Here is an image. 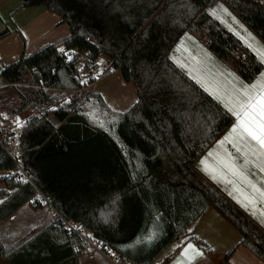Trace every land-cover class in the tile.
<instances>
[{
	"label": "trees",
	"instance_id": "trees-1",
	"mask_svg": "<svg viewBox=\"0 0 264 264\" xmlns=\"http://www.w3.org/2000/svg\"><path fill=\"white\" fill-rule=\"evenodd\" d=\"M219 2L264 44V2L259 0H24L26 9L46 7L59 16L70 34L0 72L15 84L29 69L37 68L45 86L52 88H39L24 99L22 111H46L26 120L20 135L21 156L13 159L0 145V172L22 169L29 177L17 181L13 175L4 180L7 190L0 191V197L7 198L0 203V224L40 191L60 215L82 232L93 234L102 248L115 251L120 264H153L214 209L242 236L226 263L239 246L264 263V229L196 169L197 161L233 124L234 117L170 58L189 32L245 82L257 79L264 64L207 12ZM7 35L8 31L3 32L0 39ZM59 47L87 54V68L106 55L112 60L111 71L120 72L135 86L137 102L125 113L114 112L99 94L88 93L100 102L120 144L91 129L74 109L75 99L48 109L64 100L50 91L82 87L76 68L81 58L69 61L68 55H59ZM97 69L94 64L93 70ZM35 82L40 83V78ZM50 115L60 125L53 124ZM113 151L114 161L107 154ZM82 166L86 173L81 172ZM40 168L48 171L50 183ZM88 175L97 176L107 193L95 192L104 197L88 205L84 198L75 200V210L65 212L69 190ZM8 189L13 191L9 194ZM80 189L94 187L83 184ZM75 193L81 197L79 191ZM59 223L19 247L0 241V258L12 264H80L88 247L76 234L60 229ZM153 230L159 232L153 241L138 244ZM75 246L80 250L75 251Z\"/></svg>",
	"mask_w": 264,
	"mask_h": 264
},
{
	"label": "crops",
	"instance_id": "crops-1",
	"mask_svg": "<svg viewBox=\"0 0 264 264\" xmlns=\"http://www.w3.org/2000/svg\"><path fill=\"white\" fill-rule=\"evenodd\" d=\"M23 3L24 0H0V34L8 31V35L0 39V72L22 57L28 58L70 34V28L62 24L59 16L48 11L46 7L26 9ZM221 5L224 6L219 2L207 8V12L230 29L219 17L221 10L232 20ZM247 29L244 32H235L231 29L230 31L264 64V44ZM170 58L234 117L233 124L197 161L196 169L264 229V70L253 83L245 82L189 32L181 37L171 51ZM101 59L109 61V58L101 55L95 62L98 66L97 71L102 70L101 79L121 75L120 72L111 71L112 60L107 66H102ZM108 71L111 73L105 75ZM94 83L88 86V92L99 94L114 112L125 113L137 102L135 86L127 83L123 77L122 80L119 79V90L114 96H110L108 92L91 91ZM9 85V82L0 75V91ZM11 177L9 172H0L2 186L0 191L7 190L4 180ZM218 182H228L236 190L231 191L226 184L224 187ZM8 191L11 193L13 190ZM6 198L1 196L0 203ZM36 199H31L0 224V241L5 246L19 247L54 223L49 217V215L52 217V208L49 206L50 210L46 212L47 219H42L44 208L37 206ZM188 233L161 255L162 257L168 250L172 251L165 257L163 264H195L196 259L186 254L189 252L186 250L190 243L197 244L195 239L210 244L213 252L219 255H227L242 239L241 234L214 209L209 210L199 223L192 225ZM240 249L249 251L244 246H239L236 251ZM197 255L202 256L200 252H197ZM247 255L251 262L264 264L250 251ZM161 257L153 264H158L157 261H160ZM0 264L12 263L0 258ZM80 264L120 263L118 254L109 247H104L102 251L88 248L80 256Z\"/></svg>",
	"mask_w": 264,
	"mask_h": 264
},
{
	"label": "rangeland",
	"instance_id": "rangeland-1",
	"mask_svg": "<svg viewBox=\"0 0 264 264\" xmlns=\"http://www.w3.org/2000/svg\"><path fill=\"white\" fill-rule=\"evenodd\" d=\"M259 1L264 2V0H259ZM221 6H220V8H221ZM222 8L226 9L225 12L227 14H230L232 20L228 19L226 17L225 13H223L220 9H218V10H220V16L219 17H221L223 22L227 25V27H229L231 29V31L244 32V30L247 29V27H245V25L235 16V14L231 10H229L225 5L222 6ZM249 32H251V31H249ZM60 49H62V47H59L58 50H60ZM108 62H110V59H109V61H107L106 59H101V61H100L102 66H107ZM85 63L86 62H83L80 66L82 67ZM90 68H91V66H89L88 68L86 67V69L83 71V74H85L86 77H80L81 81L84 83V85L89 86L95 82L91 86L92 87L91 91H96L98 93L108 92V94L110 96H114L115 92L117 93V91L119 90L118 85H119V79L122 80L121 75L117 74V75L112 76L109 79L104 78V77H103L104 79H101L100 74L102 73V70L90 71L89 70ZM36 84L37 83L35 82V80H33V78H31L30 75L26 72L23 75L22 79L18 83L10 84L8 88L4 89L3 91H0V135L7 133L10 136V138H12L14 140L16 138V136L18 135V130H20L21 128L22 129L24 128L27 119L33 117L36 113H38L40 115H43L45 113L46 110H43L41 112H39L35 109H28L26 111H22V107L24 105V99L31 97L33 92L35 90L39 89ZM47 90H52V88L47 89ZM50 92H54L56 97H59V98L64 97V100L56 106H49L48 107L49 110L57 109V108H59L61 103L66 104L70 100L74 99V95H73L72 91H70V90L69 91L68 90L67 91L55 90V91H50ZM34 111H36V112H34ZM49 119L56 126L60 125V123L54 117V115H50ZM109 122H113V121L110 120ZM110 128H111V131L107 135L114 138V136H116V129L111 127V126H110ZM83 146H81V147H83ZM80 148H77L76 150H79ZM100 149H101V147H100ZM83 151L86 152V150H83ZM80 153H82V151ZM107 154H108V156H110L112 158L111 160L114 161L116 159V156H115L116 154L114 151L112 153H107ZM127 159H128V161H130L131 157H128ZM79 163L84 165L82 163V160H79ZM45 166L46 165H41V168H43ZM84 166H82L81 172L86 173L85 171H88V170H85ZM41 168L38 171L40 173H42V176H44L45 179L47 180V182L50 183V174L48 173V171H42L41 172ZM43 173L45 175H43ZM10 174L12 176L15 175L18 180H22V181H28L29 180V177L27 176V174L25 172H23V170L22 171L20 170L18 173H10ZM88 176H89V178H88ZM88 176L86 179L81 180L79 182L77 181L76 183H74L73 189L69 190V197L70 198H68V202L65 203L66 204L65 212L75 210L74 209L75 206L73 203V202H75V200H79L81 198L82 199L84 198V203H85L84 205H88V204H92L93 202H96L99 199L103 198L105 196L104 194L107 193L106 192L107 188L105 187V185H102V183L99 180L94 178V177L97 178V176H95V175H88ZM218 183L224 187L226 184L228 189L231 191L236 190V188L231 187L228 184V182H218ZM83 184L87 185L90 188L94 187V190L86 191V190L80 189V186ZM0 187H2V186H0ZM52 189H54V187H52ZM78 191H79V194L81 195V197H79L78 193H75ZM97 191H102V194L104 196L103 195L97 196L96 195ZM92 192H94V193L96 192L95 195L93 193L94 196L90 195ZM86 193L88 194L87 196H86ZM73 194H74V196H73ZM35 198H37L36 199L37 200L36 204H38L37 206L44 208L43 209L44 211L41 214V218L44 220L47 219V215H46L47 213L46 212L48 210H50V207H49L48 203H46L45 197L42 194L38 193V195H36ZM61 200H63L62 197H61ZM65 204L63 203L62 206H64ZM51 215H52V217L50 215H49V217L52 218V220L54 222H57L59 220L57 214L54 213L53 211H52ZM158 233L159 232L157 230L151 231L150 235L145 237L141 241H139L138 244L145 243V242L150 243L151 241H153L156 238ZM204 244L205 245H203V246H207L211 252L205 251L203 246L197 245L195 243H190L189 247L186 250V251H189L188 253H186L188 256H191L192 258L196 259L195 264H256V263L251 262L249 260L250 258L247 255V254H249V251H247L246 249H240L239 251H236L231 256V260L229 261V263H226V256H227L226 254H225L226 256L225 255H219V253L213 252L214 251L213 247L210 244H208V243H204ZM101 250H102V247H101ZM171 252L172 251L168 250L160 258V261L159 260L157 261L158 264H163L165 257L169 256V254ZM197 252H200V254H202V256L200 255L201 256L200 257L199 255H197ZM245 252H247V254ZM109 254L113 255L112 252H109ZM205 254H207L209 256L203 258L204 256H207ZM118 258H119V256H118ZM253 258L255 259L256 257H253ZM255 260L258 261V259H255ZM258 262H260V261H258ZM174 264H176V263H174Z\"/></svg>",
	"mask_w": 264,
	"mask_h": 264
},
{
	"label": "built area",
	"instance_id": "built-area-1",
	"mask_svg": "<svg viewBox=\"0 0 264 264\" xmlns=\"http://www.w3.org/2000/svg\"><path fill=\"white\" fill-rule=\"evenodd\" d=\"M59 55L66 54L68 55V60L72 61L75 58H81V62L76 66L78 70V75L77 78L80 80L82 87L80 89L72 91L74 95V99L76 100L74 109L77 110L79 113L82 114V118L86 122V124L93 129L95 132H101L105 134H109L111 131V128L108 124V121L106 119L105 113L103 111V108L98 101L97 98L91 97L88 95V86L84 85V83L81 81L80 77H86L85 74H83V71L87 67V61L89 62L87 58V54H83L78 50H71L68 51L65 47H62V49L58 50ZM83 62H86L82 67L80 66ZM95 62H90L91 68L89 69L90 71L93 70ZM27 73L30 75L33 80H35L36 77L40 78V83H37V87L40 89H51L47 88L44 84L43 77L41 72L37 68H32L27 71ZM103 75L100 74V77ZM16 84V83H15ZM63 106L61 103L59 108ZM36 112V111H34ZM34 116H40V114L36 113ZM22 128L18 130V135L16 138L13 140L10 138V136L6 134L0 135V145L3 147V149L13 158H19L21 156V149H20V135L22 133ZM116 142L119 143V140L116 136L113 138ZM120 144V143H119ZM22 171V169H20ZM39 194H42L40 191L38 192ZM38 195V194H37ZM43 195V194H42ZM44 196V195H43ZM45 197V196H44ZM46 203L52 208L51 210L57 214L60 223L59 227L60 229L66 230L69 233L76 234L79 236L82 240V242L90 249H94L97 251H102V243L95 239L93 234L91 233H84L81 231L80 227L72 222L67 220L65 217L60 215L50 204L49 200L45 197ZM80 248L78 246H75V251H79Z\"/></svg>",
	"mask_w": 264,
	"mask_h": 264
}]
</instances>
